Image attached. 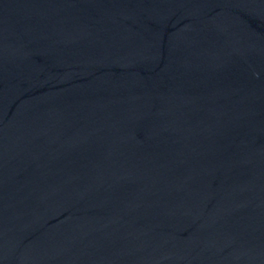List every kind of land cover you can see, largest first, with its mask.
<instances>
[{"label":"water","instance_id":"1","mask_svg":"<svg viewBox=\"0 0 264 264\" xmlns=\"http://www.w3.org/2000/svg\"><path fill=\"white\" fill-rule=\"evenodd\" d=\"M0 264H264V0H0Z\"/></svg>","mask_w":264,"mask_h":264}]
</instances>
